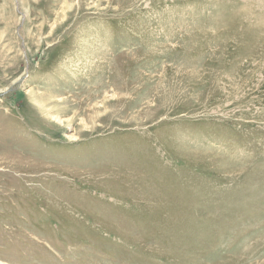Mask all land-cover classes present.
I'll list each match as a JSON object with an SVG mask.
<instances>
[{"label":"rangeland","instance_id":"rangeland-1","mask_svg":"<svg viewBox=\"0 0 264 264\" xmlns=\"http://www.w3.org/2000/svg\"><path fill=\"white\" fill-rule=\"evenodd\" d=\"M0 264H264V0H0Z\"/></svg>","mask_w":264,"mask_h":264}]
</instances>
